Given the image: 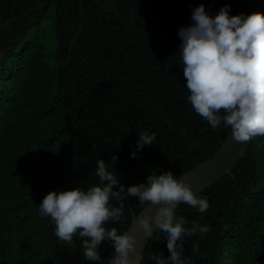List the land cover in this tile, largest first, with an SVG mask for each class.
Masks as SVG:
<instances>
[{
	"label": "trees",
	"instance_id": "obj_1",
	"mask_svg": "<svg viewBox=\"0 0 264 264\" xmlns=\"http://www.w3.org/2000/svg\"><path fill=\"white\" fill-rule=\"evenodd\" d=\"M112 1L133 24L83 0V30L70 51L78 0H0V24L13 19L0 31V264H99L85 259L78 235L68 243L54 234L53 222L38 210L42 197L98 184L100 158L125 188L150 172L181 176L216 153L230 133L213 129L188 102L178 30L193 23L200 4L213 16L224 5L237 14L233 1ZM255 8L264 13V0ZM144 130L156 140L137 149ZM232 174L198 193L208 199L206 212L177 206L189 226L211 228L185 238L190 264H264V137L251 139ZM141 210L129 196L124 219L108 226L124 232ZM154 235L159 239L150 238L142 264H155L151 254L169 255L166 234ZM194 243L200 252H193ZM113 251L110 240L102 242V264Z\"/></svg>",
	"mask_w": 264,
	"mask_h": 264
},
{
	"label": "clouds",
	"instance_id": "obj_2",
	"mask_svg": "<svg viewBox=\"0 0 264 264\" xmlns=\"http://www.w3.org/2000/svg\"><path fill=\"white\" fill-rule=\"evenodd\" d=\"M191 20L178 30L188 102L213 129L230 128L235 141L264 137V13L230 15V6L224 5L213 16L200 4L193 9ZM155 140L154 132L139 131L136 147L142 149ZM116 159L114 154L113 162ZM95 171L98 184L86 189H53L39 203V213L51 219L61 241L73 243L78 235L85 259L102 264L100 247L110 240L114 251L109 264H142L136 234L108 226L124 219V200L132 196L144 209L135 219L143 239H159L154 235L157 231L166 234L169 255L165 258L161 252L149 259L155 264H190L183 256L185 238L204 235L211 228L196 221L189 226L176 209L185 203L204 213L210 207L207 197L198 195L170 170L150 172L145 182L127 188L103 158L96 162ZM192 250L200 252L199 244L194 243Z\"/></svg>",
	"mask_w": 264,
	"mask_h": 264
},
{
	"label": "water",
	"instance_id": "obj_3",
	"mask_svg": "<svg viewBox=\"0 0 264 264\" xmlns=\"http://www.w3.org/2000/svg\"><path fill=\"white\" fill-rule=\"evenodd\" d=\"M15 1H25V2H37L41 3L42 0H15ZM97 6L100 8H109L111 9L117 16H119L124 21L133 24V22L129 21L125 16L121 15L115 7V3L112 0H109L108 4H102L101 0H92ZM233 4L235 6L237 14L244 13L249 14L251 12H256L255 8V1L256 0H232ZM78 6L80 9V24L78 27V30L76 32V35L70 44V51L72 50L74 44L78 41L79 36L83 30L84 26V11H83V0H78ZM24 16H27V12L23 14ZM13 19H10L6 22H3L0 24V31L3 28H7L10 25V22ZM3 55V52L0 48V56ZM60 64L59 62L56 65V77L58 74V68ZM251 140L248 142H238L235 141L232 138V132L230 130V133L226 140L221 143L220 148L214 153L209 159L204 161L203 163L195 166L193 169L187 171L184 173L182 178L186 180L192 189L198 194L200 191L205 189L206 187L212 185L214 182L219 180L224 175H229L232 178H234V175L232 174V169L235 166V164L239 161L240 158H242L245 155V152L248 148V145ZM142 210L137 214L131 216V222L129 227L126 231H133L138 240V251L141 252V254L144 256V249L146 245L148 244L150 238L143 239L142 232L135 228V219L138 215L141 214Z\"/></svg>",
	"mask_w": 264,
	"mask_h": 264
}]
</instances>
